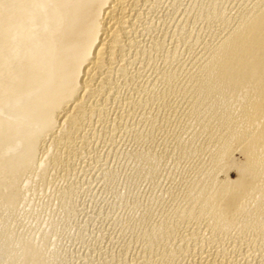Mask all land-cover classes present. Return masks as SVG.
<instances>
[{
  "label": "rangeland",
  "instance_id": "1",
  "mask_svg": "<svg viewBox=\"0 0 264 264\" xmlns=\"http://www.w3.org/2000/svg\"><path fill=\"white\" fill-rule=\"evenodd\" d=\"M150 1L144 8L138 35L139 43L146 46L142 49L137 43L131 51V65L128 63L121 72L123 76L116 75L119 89L110 97L113 101L109 99L106 117H95L82 137L80 133L73 138H78L76 143L67 142L63 160L51 163L40 142L38 153L29 163L14 162L12 167L0 163V264H41L37 261L45 256L50 257L44 259L45 264H160L171 242L181 245L177 243L183 235L189 238V247L196 246L195 239L190 238L195 227L205 240L209 239L207 242H221L228 256L224 264H264V232L254 222L245 223L244 213L230 221V229L213 227L206 231L208 220L200 214L196 197L213 175L222 174L213 157L219 153L223 130L217 101L199 95L195 83L194 87L184 80L192 72L197 50L206 46L204 41L221 35L224 18L244 6L246 0ZM196 37L199 39L194 40ZM8 96L0 93V118L18 120L11 108L19 99ZM240 99H227L234 112H238ZM15 145L17 150H13ZM10 147L0 149V161L20 149L19 144ZM229 163L240 167L237 159ZM253 172L248 174L251 179L257 177ZM193 209L198 211L191 213ZM165 223L180 224L176 234L169 232L172 240L166 236ZM153 229L160 231L153 233ZM154 237L162 243L158 245ZM11 242L38 249L35 252L26 246L24 261ZM191 255L186 254L185 259L192 262Z\"/></svg>",
  "mask_w": 264,
  "mask_h": 264
},
{
  "label": "bare ground",
  "instance_id": "2",
  "mask_svg": "<svg viewBox=\"0 0 264 264\" xmlns=\"http://www.w3.org/2000/svg\"><path fill=\"white\" fill-rule=\"evenodd\" d=\"M149 1L0 0V93H8V98L19 99L11 110L20 117L14 121L0 118V149L4 148L6 151L12 144H19L20 148L13 156H3L5 158L0 161L1 164L3 162L12 167L14 162H27L38 153L40 142L41 147H44L43 153L48 157L46 159L50 162L63 160L66 158L64 145L80 133L82 137V132L95 117H106L108 102L114 98L110 97L119 89L115 77L126 70L134 56L132 48L141 42L138 38L142 25L140 20ZM150 2L153 3V0ZM243 5L230 17L224 18V28L218 38L214 37L208 42L203 40V44H207L201 51L202 46L197 50L199 53L192 58V72L184 79H188L192 85L195 83L199 95L217 101L223 130L222 136L217 134L221 136V143L219 139L216 142L221 147H218L220 150L215 147L219 153L213 157L222 174L218 171L221 176L213 175L210 183L203 186L204 190L201 187L203 191L200 190L198 198L196 197L200 214L202 212L203 217L208 220L206 231L213 227L227 229L231 220L240 219L244 213L246 222H243H254L259 231L264 232V0H246ZM196 38L194 40L199 39ZM140 45L141 48L144 46ZM229 97L234 99L232 102L241 97L238 112H234L232 106L230 107L233 109H230ZM46 137L47 142L44 141ZM13 150H17L16 145ZM231 159H237L240 167L231 166ZM250 171L257 173L255 179V174L253 179L248 177ZM191 207L189 210H192ZM194 210L190 212L193 213L196 211ZM174 224H166V236L176 234L180 224ZM198 229L195 227L190 231V238H194L197 243L195 247H189L186 241L189 238L181 235L184 239L177 243L181 245L175 246L170 241L169 248L166 244L168 252L161 256L160 264H224L228 256L223 253L224 250L219 245L221 242H207L208 238L205 240ZM243 229L242 226V232ZM158 232L155 231L157 234ZM7 234L5 233L4 238L8 237ZM158 242V245L162 243ZM16 243H12L11 247L18 256L26 257V250L32 247L26 244L27 249L23 248L22 243V247ZM34 249L36 252L38 248H32L33 251ZM188 252L194 255L192 262L185 259ZM44 259L37 262L45 264Z\"/></svg>",
  "mask_w": 264,
  "mask_h": 264
}]
</instances>
